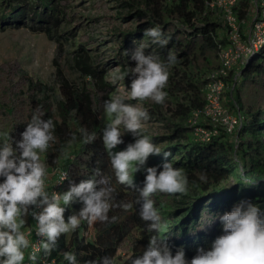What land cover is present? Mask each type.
<instances>
[{"label": "trees", "instance_id": "obj_1", "mask_svg": "<svg viewBox=\"0 0 264 264\" xmlns=\"http://www.w3.org/2000/svg\"><path fill=\"white\" fill-rule=\"evenodd\" d=\"M6 2V0H4ZM121 5L138 6V0H119ZM207 0H142L145 9L136 7L134 13L147 17L146 24H140L134 31L125 32L118 40V55L122 52L132 53L134 47L127 36H135L143 32L147 27L159 24L164 34L170 37L166 46L157 45L153 49L160 54L161 59H166L169 51L177 54V62L184 69V78L174 81V89L179 95L174 97L172 115L175 120L162 117L157 106L151 105L148 109L150 117L165 120L169 132L159 137L167 144L162 150L169 151L170 155L164 157L163 153L155 154L146 164L157 166L158 171L165 160H172L174 166L181 167L189 178L192 186V195L183 193L181 199L170 197L167 193H154L155 207L160 211L163 221L167 226V241L172 247L173 253L177 247H183L186 258L191 259L196 254L198 247L209 248L211 242L222 233L219 219L211 220L215 213L222 214L231 210L232 205L241 199H249L264 204V41L258 49H255L245 62L236 67L233 66L223 81L226 84L225 103L233 111L242 112V119L234 134H229L223 129L207 142L194 141L192 129L188 127L187 120L192 112L201 109L205 103L204 86L208 78L203 77L202 71L208 67L207 53L213 52L218 56L220 45L228 42V26L207 20L205 17ZM251 0H239L240 5L234 7L239 21L249 22L252 14L248 13ZM18 8L9 5L8 13L0 16V20L16 16L27 10L32 23L27 24L32 30L44 31L57 45L54 61L64 57V43L67 38L64 33L55 34V26L58 24L56 9L49 7L48 0H18ZM40 8L42 9H38ZM29 10V11H28ZM48 10V12H47ZM45 18V19H44ZM46 20V21H45ZM148 25V26H147ZM67 37V36H66ZM128 43V44H127ZM67 57L71 68V62L75 63L81 71L89 77L98 78L96 86L93 81H87V86L82 92L75 93L70 90L67 83L61 79L60 91L62 97L56 102L53 109L49 101H30L37 103V107H43V119H52L55 124L54 134L56 140L50 144L48 150L42 155V159L50 168H63L69 173L73 182L78 183L92 175V171L99 167L104 174L112 175L109 158L107 157L101 140L102 129L105 126L104 116L100 106L106 100L104 92L110 86L98 73L97 67L91 64V57L84 48ZM202 59V60H201ZM206 61V65L202 64ZM219 61L213 62L211 67L218 66ZM203 69V70H202ZM93 80V79H92ZM101 91L98 98L97 92ZM224 103V104H225ZM225 104V106H226ZM33 110L28 117V121ZM203 126V121L201 123ZM9 132L13 147L19 140L20 133L24 130L20 123H9ZM87 128L89 132L95 131L97 138L94 142L85 144L80 135V128ZM128 140L123 134V146ZM124 148V147H123ZM122 148V149H123ZM242 162V163H241ZM207 175V182L199 180L201 172ZM144 169L134 173V184L143 186L145 177ZM230 177L235 182L229 187L217 190L216 188ZM251 181H254L251 183ZM112 183L116 189L117 201H136L139 192L135 188L117 184L114 175ZM68 180L65 179L60 192L67 190ZM191 200H188V199ZM184 204L183 206L176 204ZM82 202L74 201L66 206L64 216L78 211ZM263 208V207H262ZM109 216L116 219L107 222H96L93 227L92 237H85L83 232L87 224L82 223L76 232L61 234L58 240V248L54 249L50 257H55L59 264H67L61 251L72 250L78 255V259L90 260L103 255L116 258L117 264H130L126 257L138 255L148 243L149 236L154 234L147 230L146 221L139 216V205L132 210H123L114 207ZM32 221L31 215L27 217V223ZM205 223L203 228L200 224ZM25 224V225H26Z\"/></svg>", "mask_w": 264, "mask_h": 264}, {"label": "clouds", "instance_id": "obj_2", "mask_svg": "<svg viewBox=\"0 0 264 264\" xmlns=\"http://www.w3.org/2000/svg\"><path fill=\"white\" fill-rule=\"evenodd\" d=\"M144 35L152 44L161 47L166 46L170 39L159 24L147 27ZM148 47V43L138 44L129 57L135 61L134 66H128L123 72L116 70L111 73L113 84L126 75L130 76V87L119 85L121 91L104 100L108 119L100 137L116 183L135 188L139 192L137 200L117 201L112 175L104 174L99 167L89 178L78 183L73 182L68 172H60L56 183L67 179V190L50 191L47 187L50 173L42 155L56 140L55 124L50 118L43 119L44 114L37 107L15 147L9 132L0 134L3 137L0 138V264H24L26 254L28 260L35 264L40 259L38 253L48 257L58 248L61 234L76 232L82 223L93 227L98 221L114 220L115 216H109L112 208L127 211L137 204L139 216L148 222L147 230H154V234L149 236L140 254L126 257L130 264H264V208L249 199L235 202L231 210L215 213L206 222L219 219L222 227V233L215 237L209 248L198 247L191 259L186 258L183 247H177L173 253L166 237L167 226L154 206L153 194L187 193L189 178L181 167L174 166L172 160H165L159 171L157 166L144 167L150 154L163 153L168 157L170 152L162 150L152 137L143 134L144 122L150 118L148 109L129 101L133 98L139 101L150 99L164 104L168 96L169 67L177 62L178 57L176 52L169 51L166 59H161L157 52H146ZM126 132L135 139L123 149L115 150L124 142L123 134ZM80 135L85 144L97 138L95 131L89 132L84 127L80 128ZM141 168L146 174L143 186L137 187L134 173ZM207 179L202 171L199 180L206 183ZM74 201L82 202V206L65 219V208ZM29 215L36 222V235L41 237L38 244H33L30 239L33 229L24 228ZM204 224L197 227L203 228ZM30 247L31 251L26 253ZM63 258L67 264H117L116 258L107 254L81 261L72 250L64 251Z\"/></svg>", "mask_w": 264, "mask_h": 264}, {"label": "rangeland", "instance_id": "obj_3", "mask_svg": "<svg viewBox=\"0 0 264 264\" xmlns=\"http://www.w3.org/2000/svg\"><path fill=\"white\" fill-rule=\"evenodd\" d=\"M8 2L14 8H18L17 5H20L18 0H6V2L0 0L1 17L8 13L11 8L7 4ZM121 3L119 0H48L47 5L56 9L59 20L55 26V34L64 33L63 37L67 38L63 45L64 57L59 56L55 61L54 57L57 50L55 40L50 38L44 31H35L27 26V24L32 23L27 10L24 11L23 15L20 13L0 20V134L8 131L9 123H20L23 125V129L25 128L31 110L36 109L37 103L39 104V102H34L35 105L30 104V101H49L51 107L55 109L57 107L56 101L62 97L60 91L61 79L75 93L82 92L85 86L88 85L87 81H93L92 87H97L95 82L98 78L85 75L73 62H71L70 68L67 62V57L71 59V56L75 55L76 52L82 51L81 48H84L90 55L91 64L97 67L100 77L102 76L110 86L104 92L106 93V99H110L121 91L119 85L130 87V76L128 75L116 84H113L110 79L112 72L116 70L123 72L128 66H134L135 64V61L129 58L130 54L122 52L118 55V51H120L118 40L123 37V33L136 30L140 24H146L147 17L134 13L136 7L145 9L142 0H138V4H136L138 6L136 7L126 4L122 6ZM237 5H240L239 0ZM38 7V9H42L40 6ZM253 10V7H247L248 13L252 14ZM205 17L207 20L220 23L219 29L225 23L224 9L217 3L206 9ZM248 26L249 22H242L243 29H247ZM142 36L143 32L135 36H127L126 40H128V43L133 40L130 44L133 45L134 49L138 44L148 43L149 47L145 51L156 52L153 49H157V45L152 44L149 37L142 38ZM207 55L208 67L202 69L203 77L217 67H211L213 62L216 63L217 59L219 61V57L213 52L207 53ZM202 64L206 65V61ZM184 71L187 72L188 69H184L178 62L169 67L170 74L166 86L168 96L164 104H157L150 99L139 101L135 98L129 102L147 109L151 108V105H155L162 117L175 120L171 111L174 106L173 94L174 97L179 94L175 91L173 85L178 78H184ZM97 94L98 98L101 97V91L98 90ZM226 106L230 110L232 109L229 105L226 104ZM40 109L42 112L45 110L43 107ZM100 111L104 116V124H106L108 118L103 103L100 106ZM168 132L169 128L166 126L165 120H158L154 116L144 122L143 134L152 137L153 142L161 148L167 142L160 140L159 137ZM124 135H127L128 140L123 146H116L115 150H121L127 143L135 139L130 133L126 132ZM0 138H3L2 135H0ZM262 139L264 142V133ZM153 156L150 154L146 164ZM51 169H48L49 172H51ZM234 182V177H230L216 189L221 190L227 186L229 187ZM192 192H194L193 188L189 185L187 193L192 195ZM169 196L176 199L182 197L181 193L169 194ZM183 205L180 204V206ZM262 207L264 208V204H262ZM93 227H86L83 235L85 237L93 235V233L89 234L92 232Z\"/></svg>", "mask_w": 264, "mask_h": 264}, {"label": "built area", "instance_id": "obj_4", "mask_svg": "<svg viewBox=\"0 0 264 264\" xmlns=\"http://www.w3.org/2000/svg\"><path fill=\"white\" fill-rule=\"evenodd\" d=\"M215 3L221 5L225 12V23L228 26V42L226 45H220L218 50L219 65L209 71L205 77L208 78L204 86L205 103L201 109L194 110L187 120V125L192 129L194 141L207 142L213 136L217 135L221 129L229 134H234L240 125L242 114L239 111H232L224 105L226 84L223 81L228 71L233 66L242 65L251 53L258 49L264 41V0H251L248 8L253 7L252 20L249 21L247 29H243L242 22L236 16L234 7L238 0H207L206 9L212 7ZM206 12V10H205ZM244 23V22H243ZM248 23V22H246ZM206 124L203 126L201 123ZM66 171L63 168H52L47 187L51 191L60 192L63 182L56 183L59 180L60 172ZM54 177H53V175ZM52 175V176H51ZM35 220L32 218L30 224L24 226L25 229L31 227L33 233L30 237L33 244H38L41 237L35 233ZM89 226H87L88 228ZM90 228V227H89ZM88 230V229H87ZM93 233L90 232L89 234ZM87 237H92V234ZM31 251V247L26 253ZM63 254V251L60 252ZM38 259L35 264H59L55 257H43V253L37 254ZM24 264H33L25 256Z\"/></svg>", "mask_w": 264, "mask_h": 264}]
</instances>
